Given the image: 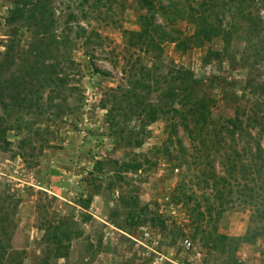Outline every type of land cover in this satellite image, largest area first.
I'll return each instance as SVG.
<instances>
[{"label":"trees","instance_id":"1","mask_svg":"<svg viewBox=\"0 0 264 264\" xmlns=\"http://www.w3.org/2000/svg\"><path fill=\"white\" fill-rule=\"evenodd\" d=\"M131 1L140 11L135 19L137 29L122 31V82L108 91L113 101L104 100L101 105L110 136L130 152L121 160H95L79 201L60 202L40 193L47 200L37 204L38 230L43 232L41 244L47 255L44 262L50 257L56 262L69 258L73 243L82 237L80 225L90 219L85 211L93 198L102 194L105 181H110L107 188L113 195L120 192L115 196L117 201L126 205L131 221L127 230L146 224L160 227L163 233L169 230L173 244L185 236L184 228L174 224L169 229L165 220L153 214L150 205L143 204L130 189V182H121L124 175L147 171V159L141 160V154L133 150L145 144L152 124L166 120L171 128L168 140L170 144L176 140L179 147V166L185 163L191 169L190 164H195L198 185L205 191V211L200 210L198 196L192 195L197 207L188 213L189 234L221 264H244L240 249L264 243V81L243 80V94L238 96L235 83L228 78L197 77L191 69L166 58L165 52L167 45H173L181 55L206 49L207 59H220L244 41V53L249 54L245 62L253 57L256 62L263 61L264 0ZM11 4L7 23L15 33L6 41L0 62V108L4 111L0 114V151L10 150L8 136L12 131H26L20 148L32 145L35 137L59 126L71 114V96L81 98L72 56L79 37L72 38V25L67 23L57 35L49 0H12ZM18 24L31 35L25 46L21 45ZM81 32L86 33L84 29ZM219 44L222 48L216 49ZM214 86L222 89L223 100L225 94L231 96L234 105L230 113L216 115L222 99L212 93ZM81 108L76 107L77 111ZM133 121L136 127H131ZM180 131L188 137L189 149L180 139ZM160 150L165 154L170 148ZM113 178H117L116 183ZM178 199L190 203L185 197ZM55 203L58 206L54 208ZM237 209L249 213L245 234L230 237L220 233L218 221ZM2 231L0 226V264L8 254Z\"/></svg>","mask_w":264,"mask_h":264},{"label":"rangeland","instance_id":"2","mask_svg":"<svg viewBox=\"0 0 264 264\" xmlns=\"http://www.w3.org/2000/svg\"><path fill=\"white\" fill-rule=\"evenodd\" d=\"M49 2L57 35H61L68 23L74 30L72 38L79 37L72 56L77 64L74 73H79L81 98L76 94L71 96V114L59 126H52L49 132L35 137L32 145L20 148L19 142L26 131L21 134L12 131L8 136L12 142L10 150L0 151L1 239L8 249L1 264H221L202 247L199 240L194 241L186 228L190 223L189 211L197 207L192 195L198 196L200 210L205 211V191L198 185L196 177L199 172L195 164H190L191 169L185 163L179 166L180 161L176 159L180 156L179 147L176 140H173L174 144L168 140L171 128L166 120L152 124L145 144L133 150L141 154V160L147 159V171L124 175L121 182H130V189L138 194L143 204L150 205L153 214L165 220L169 229L174 224L184 228L185 236L173 244L169 230L163 233L160 227L152 228L146 224L136 230H127L131 221L127 218L126 205L117 201L115 196L120 192L113 195L107 188L110 181H105L102 194L95 196L85 211L90 219L80 225L82 237L73 243L69 258L56 262L50 257L44 262L47 255L41 244L43 232L38 230L37 204L40 201L45 204L47 200L40 193L57 197L60 202L79 201L82 190L87 187L84 181L87 172L93 169L95 160H121L130 152L110 136L106 110L101 105L104 100L113 101L108 91L122 82V31L137 29L135 19L140 11L131 0ZM11 3L12 0H0V62L6 41L15 33V28L7 23ZM19 34L21 45L25 46L30 32L21 25ZM244 46V41L237 42L222 58L207 59L206 49L181 55L173 45H167L165 56L191 69L197 77L220 75L228 78L230 83H235L236 93L241 96L243 84L240 83L243 80L264 81V60L256 62L253 57L245 62L249 54L244 53ZM218 48L221 49L222 44ZM15 68L11 70L15 71ZM212 93L217 99H222L224 94L219 86H214ZM224 98L215 110L218 116L233 109L231 96L225 94ZM76 107L82 108L77 111ZM2 113L4 111L0 108ZM136 125V121L131 123V127ZM180 139L189 149V139L182 131ZM166 146L170 148L169 153L162 154L160 149ZM112 180L117 182V178ZM179 197H185L186 201L189 199V205L180 202ZM85 198L83 196L82 199ZM57 206L55 203L54 208ZM248 222L249 213L237 209L226 212L217 227L220 233L240 237L245 234ZM186 240L189 244H185ZM262 251L264 243L243 246L239 258L244 264H264Z\"/></svg>","mask_w":264,"mask_h":264},{"label":"built area","instance_id":"3","mask_svg":"<svg viewBox=\"0 0 264 264\" xmlns=\"http://www.w3.org/2000/svg\"><path fill=\"white\" fill-rule=\"evenodd\" d=\"M185 244H189V241H188V240H186V241H185Z\"/></svg>","mask_w":264,"mask_h":264}]
</instances>
